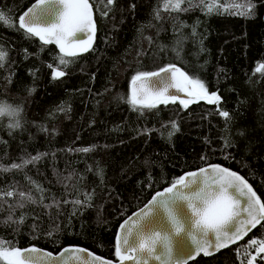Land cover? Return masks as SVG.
<instances>
[{"label":"trees","instance_id":"trees-1","mask_svg":"<svg viewBox=\"0 0 264 264\" xmlns=\"http://www.w3.org/2000/svg\"><path fill=\"white\" fill-rule=\"evenodd\" d=\"M31 1L0 0V105L16 110L0 116V247L77 245L114 259L118 223L210 163L264 203V0H184L178 10L175 0H89L95 41L73 57L19 28ZM167 65L220 99L133 106V77ZM261 242L257 225L187 264H264Z\"/></svg>","mask_w":264,"mask_h":264},{"label":"snow or ice","instance_id":"snow-or-ice-1","mask_svg":"<svg viewBox=\"0 0 264 264\" xmlns=\"http://www.w3.org/2000/svg\"><path fill=\"white\" fill-rule=\"evenodd\" d=\"M184 0H175V9H179L180 4ZM108 4H112L113 0H107ZM62 5L59 10L53 9V5ZM252 6L249 5V8ZM246 14V13H240ZM55 16L57 19L54 22L47 24L46 26H37L45 16ZM0 20H6L3 13H0ZM89 27L90 31L94 32L95 25L92 17V6L89 0H38V6L30 8L19 18V28L27 30L35 36H39L44 43H55L59 46L61 52L66 53L68 56H74L77 53L72 49L79 48L82 51H88L91 47V38L85 41L83 39L75 38V34L81 31L84 27ZM70 38H75L70 39ZM7 53L0 51V61L5 60ZM68 61L60 58L61 65H67ZM264 67V65H262ZM174 68L173 65H169L168 68H161L159 72H141L133 77V83L142 78L160 77L161 73H168L170 69ZM175 72L179 74L180 78L174 85L176 88L184 90L188 85L193 86V92H189V95L196 94L200 98L207 97L209 103L213 102V99L219 100L220 97L216 93L208 95L207 88L204 83L199 79L190 78L185 72H181L179 69H175ZM55 77H62L65 75L63 71L54 72ZM162 88L158 89L154 95L147 93L143 86L141 91L143 95L138 96L136 92H133L130 103L135 105H142L145 108H155L157 104L167 103L169 100L175 101V95L165 96V92L168 87L172 86L170 83H163ZM190 101L181 100V103L187 107ZM14 109L9 106L0 105V116L5 114H15ZM220 115L228 117L227 111H221ZM18 126V125H17ZM176 125L173 124V128ZM87 151V149H85ZM15 167V165H14ZM215 176L206 177L203 180V187L201 182L198 180H192L190 183L196 185V189L191 191L189 194H184L179 191L175 193L174 199H179L187 202V206L192 209L194 216L198 217L194 221L197 229L203 235L213 234L217 241V247H226L229 242H236L241 239L243 235L247 234V229L244 225H250L251 228H255L260 225L264 228V203H261L260 198L253 191L252 186L247 180L238 175L236 172H232L227 168H222L219 165L211 166ZM201 173L207 172L206 169H200ZM189 177H197V173L192 172L187 174ZM213 182L216 187L213 188ZM178 184H182L184 187H190L189 183L185 182V177H181L178 181L172 184V187L165 189V193H173L174 189L177 188ZM231 189V191H229ZM165 193H157V197L164 196ZM11 195V193H8ZM23 195V194H21ZM157 197H153V203H156ZM241 197L243 202L241 203ZM198 202V203H197ZM159 206L164 207L168 210V217L171 225L175 229L176 233L184 230V226L181 221L177 218V213L172 208H169L167 201H160ZM242 214H247V219H242ZM129 221H125L128 224ZM124 228V225H121ZM243 229V231H242ZM132 234L129 229L123 237L122 243L127 247L124 249L125 252H136L138 254L152 253L155 251L153 247L158 242L164 245L166 251L170 252L171 249L167 247V235L161 236L158 232H152L145 235L142 231H138L137 243L130 244L128 237ZM257 241H250V246L256 245ZM198 248L204 251L205 255L209 252L198 243ZM70 249H64V252L60 254V257H52L51 253H46L48 257L53 260H58L64 257V254L69 252ZM78 251H85L79 249ZM40 252V250L31 248L21 250L19 248L11 247L6 249L0 247V260H7L8 264H24L27 259L30 264H38L40 257H32L31 255L25 256L24 253ZM258 252H264V242H261V246L258 248ZM91 255V253H88ZM116 255L121 261L134 260L135 257L131 255H123L121 251V237H117ZM23 257V259H22ZM157 259L160 257L157 256ZM99 264H110L108 261H102L99 257H95ZM252 260L248 261V264H253ZM61 264H66L61 259ZM146 264V261L143 262Z\"/></svg>","mask_w":264,"mask_h":264},{"label":"water","instance_id":"water-1","mask_svg":"<svg viewBox=\"0 0 264 264\" xmlns=\"http://www.w3.org/2000/svg\"><path fill=\"white\" fill-rule=\"evenodd\" d=\"M37 6H38V0H32L30 2V4L19 14L17 19L18 26H19L20 16H22L30 8H35ZM52 7L55 11V10H59L62 7V5L57 4V5H53ZM92 17H93V23L95 25L93 10H92ZM56 19L57 17L55 16H50V15L45 16L37 26L40 27L46 26L47 24L54 22ZM21 30L34 37L41 44L52 45L60 55H63L65 57H73V56H68L66 53L61 52L59 46L56 45L55 43L46 44L44 43L43 40L40 39L39 36H35L31 33H28L26 28ZM95 34H96V25L94 32L90 31L89 27L86 26L81 31H78L75 34V38L83 39L85 41L91 38V47H92L95 41ZM75 38H70V39L74 40ZM91 47L89 48V50L91 49ZM72 51L77 53L74 56H78L87 52V51H82L79 48L72 49ZM168 66L169 65L163 68H168ZM173 66L174 68L170 69L168 73H161L160 77L142 78L141 80H138L135 83H133V79H132L129 83L130 97H132L133 92H136L138 96L143 95V92L141 91V86H143V89L147 93L154 95L158 89L162 88L163 86L162 82H163V83H170L172 85L168 87L167 91L165 92V96L175 95L176 96L175 101L184 100L191 102V101L203 100V98H200L196 94L189 95V92H193L192 85H188L184 90L178 89L174 86L176 84V81L181 79L179 74L175 72V69H179L181 72H185V71H183L178 65H173ZM159 71L160 69L153 72H159ZM213 165H219L222 168H226L217 163H210L198 167L196 169L186 171L180 176V178L185 177V182L189 183L190 187L186 188L182 184H178L177 188L174 189L173 193H165V189L172 187V184L176 182L174 181L169 185L162 187L161 189L153 192L151 196L140 207L133 210L130 214L124 217L118 223L115 229L114 259L104 258L100 255L91 252L90 250L84 247L77 245L64 246L55 253L36 246L24 247L21 248V250L23 251L25 249H31V248L40 250V252L24 253L25 256L31 255L34 258L40 257L38 264H61V259L65 261L66 264H99V261H96L95 257H99L100 260L102 261H108L110 262V264H143L144 261H146V264H187L188 262L194 260L199 255L202 256L213 255L220 250H223L231 245L240 242L254 229L251 228L250 225H244V228L247 229L246 235H243L242 238L237 240L236 242H229L226 247H217L216 246L217 241L213 234L203 235L197 229L194 221L198 219V217L194 216L192 209L187 206V202L179 199H174L175 193L177 191L184 194H189L191 191L196 189V185L190 183L192 180L200 181L201 187H203L204 185L202 182L206 177L216 175V173L211 167ZM200 169H206L207 172L201 173ZM229 170L235 172L231 169ZM192 172L197 173L198 174L197 177H189L187 175L188 173H192ZM215 187L216 185L213 182V188ZM229 191H231V189H229ZM157 193H165V194L164 196L157 197ZM153 197H157L155 204L153 203ZM160 201H167L169 208H172L173 210L176 211L177 218L181 221V224L184 226L183 231L179 232L178 234L176 233L175 229L173 228V226L169 221L168 210L162 206H159ZM242 202H243V197H241V203ZM242 219H247V214H242ZM125 221H129V223L125 224ZM121 225H124V228H121ZM129 229H131L132 232V234L128 237L130 244L137 243L138 238L136 233L138 231H142L145 235L152 232H158L161 234V236L167 235L169 237L166 244L167 247L171 249V251L170 252L166 251L164 245L158 242L153 246L155 248V251L152 253L145 252L144 254H138L136 252H125L124 249L127 246L122 243V240ZM118 236L121 237L122 254L131 255L135 257L134 260L121 261L120 258L116 255V245H117ZM198 243L202 245L209 252L208 255H205L204 251L198 248L197 246ZM66 248L70 249V251L65 253L64 257L58 260H53L51 257L44 255L46 253H51L52 257H60V254L64 252V249ZM79 249H83L85 251H78ZM88 253H91V255H88ZM157 256H159L160 258L157 259L156 258ZM24 264H30V262L27 259H25Z\"/></svg>","mask_w":264,"mask_h":264},{"label":"rangeland","instance_id":"rangeland-1","mask_svg":"<svg viewBox=\"0 0 264 264\" xmlns=\"http://www.w3.org/2000/svg\"><path fill=\"white\" fill-rule=\"evenodd\" d=\"M208 95H209V96H211V94H208ZM203 100H204V101H206V102H209V100H208V98H207V97L203 98ZM213 100H214V99H213ZM258 248H259V247L257 246V247H256V249H257V251H256V252H258ZM253 254H254V253H253Z\"/></svg>","mask_w":264,"mask_h":264}]
</instances>
